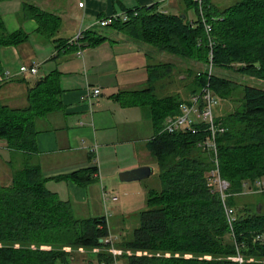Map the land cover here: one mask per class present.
<instances>
[{"label": "trees", "instance_id": "16d2710c", "mask_svg": "<svg viewBox=\"0 0 264 264\" xmlns=\"http://www.w3.org/2000/svg\"><path fill=\"white\" fill-rule=\"evenodd\" d=\"M183 2L195 9L197 20L188 22L186 16L160 12L152 5L125 11L124 17L109 26L133 42L187 62L209 66L211 52L213 70L226 69L264 81V0H238L223 10L211 0H202V13L195 0ZM22 10L36 22L39 36L54 35L59 17L27 3ZM202 18L210 25L209 33ZM90 34L78 40H87ZM26 39L21 29L8 33L0 14V47H15ZM55 42L59 43L57 52L69 45L65 40ZM148 68L153 86L116 97L122 105L128 102L148 112L155 136L147 148L157 164L161 186L160 190L146 189L147 208L140 213V226L132 240L125 243L141 253L127 256L128 264H239L238 254L244 257L241 264H264V212L235 208L229 198L235 210L231 233L219 194L207 186L212 161L197 146L209 132H161L165 118L176 115L183 100L158 98L154 93V84L171 74V64ZM212 72L188 68L186 73L192 77L188 87L190 95L208 87L216 98L225 100H231L241 87L240 105L215 118L219 173L234 196L243 191L244 184L264 180V90L240 86ZM0 78V88L12 81L5 79L1 63ZM60 95L58 73L53 71L26 82L24 107L0 101V141L12 154L22 155L21 164L9 161L10 184L0 185V264H55L66 262L65 247L111 245L103 242L109 236L106 219L76 217L69 202L60 201L46 188L47 179L32 158L37 153V123L63 109ZM96 171L92 166L63 178L84 186L93 181ZM111 260L112 255H98L99 263Z\"/></svg>", "mask_w": 264, "mask_h": 264}, {"label": "crops", "instance_id": "0c3cea01", "mask_svg": "<svg viewBox=\"0 0 264 264\" xmlns=\"http://www.w3.org/2000/svg\"><path fill=\"white\" fill-rule=\"evenodd\" d=\"M70 1L71 5L73 1V5L68 11H66V6L63 8L59 0H4L0 2V14L6 31L13 33L21 29L27 34V39L15 47H0V63L5 72V79L12 80L0 88V101L10 107H24L26 105V82L31 78L33 80L53 71L58 73L63 109L38 121V134L35 137L37 153L32 158L39 166L42 177L47 179L46 188L60 201L69 202L76 217H104L109 237L113 241L112 231L114 229L111 228V221L106 217L108 215L106 206H104L105 215L98 214L95 208V201L99 196V188L95 183L100 177L93 178L91 183L84 186L63 177L74 171L95 166L94 156L97 152L100 155L109 146L131 139L136 135V142H141V148L145 150L148 157L151 156L147 144L154 138L155 129L147 111H144V119L148 123L139 126L137 134L120 140L121 135L117 133L114 142L98 141L101 130H106L109 126L104 124L105 118L97 117L96 114L93 115V112L105 103L101 98L103 90L99 82L100 67L108 66V73L111 77L120 76L122 73L139 74V78L132 79V76H129L128 80L121 84L117 82L111 85L105 84L109 91H115L112 96L118 97L120 93L141 91L153 86L149 80L148 67L156 65L157 62L152 63L154 60L149 58V50L146 51L142 44L125 38L112 27L105 32L108 26L100 27L97 22L100 18L114 19L125 11L152 5H155L160 12L179 15L178 13L182 12L185 4L183 0H82L84 5L79 7L78 3L81 0H68ZM211 2L215 3L212 0ZM25 3L59 17V25L52 37L45 38L35 32L36 22L22 10V5ZM193 21L195 20L188 22ZM88 31L91 32L89 39L75 40L77 36L84 37ZM99 37L103 38L100 42L95 45L88 44V41L91 43ZM55 40H65L69 45L57 52L55 47L59 43ZM32 63L38 65L35 75L18 73L20 66H30ZM142 70H145L146 75ZM20 87L25 90L24 104L17 106L14 103H16L17 88ZM95 88L100 90L98 96L87 95ZM110 99L116 104L121 102L118 103L113 97ZM120 107L139 108L127 103L120 104ZM114 110L118 112V109ZM111 118V122H114L113 116ZM110 119L107 118L106 121ZM96 125H99L98 128ZM113 127H118L116 122ZM93 142L94 144L98 142V148L96 144L93 145ZM142 165L145 164L139 162L134 166H125L123 169L130 170ZM100 187L104 205L109 201H118L116 196L107 193L106 186L100 185ZM93 213L97 214L92 215Z\"/></svg>", "mask_w": 264, "mask_h": 264}, {"label": "rangeland", "instance_id": "374dc122", "mask_svg": "<svg viewBox=\"0 0 264 264\" xmlns=\"http://www.w3.org/2000/svg\"><path fill=\"white\" fill-rule=\"evenodd\" d=\"M59 1H61L63 8L66 6V11L72 8L71 6L73 5V1L72 5L71 1L68 2V0ZM212 1L215 2L213 5L217 9L223 10L226 7L234 4L238 0ZM178 14L186 16L187 21L197 20L198 18L197 13L193 8L188 9L186 7H183L182 12H179ZM110 28L111 27L108 26L105 28L106 31H104L107 32L110 30ZM142 45L146 51L147 49L149 50V58L151 60H154L152 63H169L173 66V70L168 77H165L161 81H158L154 84V93L158 98L179 97V99L182 100L187 99L190 95L189 90L191 89L190 87H188V85L192 80V77H188L186 73L188 68H193V70L197 72H205L209 69V66L205 64H201L199 62L191 60L187 62L185 60H182L180 57L162 52L147 44ZM100 69L101 72L99 73V82H101L100 87L103 90L101 98H103L105 103L98 106L97 109L94 110L93 115L96 114L97 117H101L103 119L105 118L104 124L108 125L109 127L106 130H101L98 141L114 142L116 140L117 133L121 135L120 140H125L127 138H130L134 134H137L139 131V126H142L143 123H148V121L144 119V111L146 110L140 107L121 108V103L116 104V102L110 99V97L116 99V97L112 96L115 91H109L108 88H106L105 84L111 85L113 83L115 84L116 82L121 84V82L127 81V77L129 76H132V79L139 78L140 76L137 73H122L120 76L111 77L108 73V66L100 67ZM142 71L144 75H146L145 70ZM212 73L218 74L219 77L229 79L230 81L240 86L248 85L264 90V81L262 80L250 78L226 69L216 68ZM21 87L17 88V96L15 101L16 103H14L17 106H22L24 104L23 101L25 90L23 89L25 88L22 87V89ZM232 97L233 98L231 100L220 99L217 97L218 104L214 108L215 117H222L240 105L241 87H237V89H235ZM116 100L119 103V100ZM94 102L96 104V100ZM114 109H118V112H115ZM102 114H104V116H102ZM111 116H113L114 122H116L119 128L113 127L114 122H111ZM107 118H111L110 121H106ZM98 126L99 125H96V128H98ZM136 138L137 135L116 145H111L108 148L104 149L102 154L100 155L98 152L96 153V167L99 170L100 178L95 183L99 188V196L95 201V208L97 209L98 214L105 215L104 206H106V212L108 215H110H107L106 217L109 218V220L111 221V228L114 229V231H112L113 245L99 247H65V250L68 254V256L66 257V262L58 260L55 262V264H98L99 254H105L106 256L113 255L116 258L115 260L117 261V264H128L127 256L141 253L138 250L128 249L125 246V243L132 240L134 230L140 226V213L147 208L146 189L160 190L161 186L158 179V167L155 159H153L151 156H147L145 150L141 148V142L137 143L138 141L136 142ZM95 144L93 142V145L98 148V142H95ZM198 147L202 151L204 150L200 146ZM204 151L206 152L207 157L212 161L213 156L211 155V153L207 152L206 150ZM10 160L13 161V164H21L22 155L20 153L12 154L6 149L5 143L0 141V185H9L11 182V175L13 171L12 167H10L9 165ZM139 162L145 164L142 166H150L152 168V173L150 174V176L144 180L136 182H119L118 175L123 171H127L123 168H125V166H134ZM100 185L106 186L107 193L111 196H116L118 198V201H109L104 205L102 201L103 199L101 196L102 192ZM228 189L229 183L225 198V204L227 206H230L228 199L232 197L233 206L235 208L240 206L246 208V210L257 211V213L264 212V192L255 190L250 191L245 186L241 193L232 196L228 192ZM97 213H93L92 215H95ZM228 228L230 230L229 225ZM239 255L241 261H243L244 257L241 254Z\"/></svg>", "mask_w": 264, "mask_h": 264}, {"label": "built area", "instance_id": "2783aa9c", "mask_svg": "<svg viewBox=\"0 0 264 264\" xmlns=\"http://www.w3.org/2000/svg\"><path fill=\"white\" fill-rule=\"evenodd\" d=\"M198 4V8L200 10V13H202V0H195ZM79 7H83L84 2L81 0L78 3ZM125 16V15H121ZM118 16V17H121ZM118 17H114V19L109 18H102L100 19L97 24L100 27H106L111 24L112 20H115ZM202 17V15H201ZM202 23L204 26V30L206 33H209L210 31V25L205 22V20L202 18ZM79 37L77 36L75 40H78ZM211 45V44H210ZM211 52H210V61H209V69L208 73L210 74L212 71L211 66ZM38 70V65L36 63H32L30 66H20L18 68V73L21 74H29V75H35ZM100 93V90L95 88L88 92L87 95H90L91 97H96ZM218 101L214 94L211 93V91L208 89V87H205L200 90L199 93L190 95L187 99L183 100L178 105V113L176 115H170L167 116L163 123V128L161 130L162 133H179V132H189L191 134H200L201 132H209V136H207L205 139L201 140L198 143V146L206 150L207 152L211 153L213 156L212 159V168L210 169L208 173V184L207 186L210 188L211 192L218 193L220 200L222 202L224 214L226 217V220L228 222V225L230 226V231L232 233V224L235 221V210L231 206H227L225 204V198H226V192L228 188V182L221 178L219 173V163L217 158V150H216V144H215V135H216V124H215V115H214V108L217 106ZM204 130V131H201ZM94 163L96 167L97 158L96 154L94 156ZM93 178H99V172L98 168L95 173H93ZM247 187L250 191H259L264 192V180H258L253 185L250 184H244V187ZM115 199V198H113ZM257 239H260L257 237ZM106 244H111V237H107L103 241ZM236 251L238 253V249L236 247ZM115 256L112 255V260L108 264H117V261L115 260ZM239 264L242 263L240 255L236 257ZM98 264H107L105 262H101Z\"/></svg>", "mask_w": 264, "mask_h": 264}, {"label": "water", "instance_id": "95a60500", "mask_svg": "<svg viewBox=\"0 0 264 264\" xmlns=\"http://www.w3.org/2000/svg\"><path fill=\"white\" fill-rule=\"evenodd\" d=\"M184 18V15L182 16ZM151 174V168L148 166H140L134 169L123 171L118 175L120 182H136L148 178Z\"/></svg>", "mask_w": 264, "mask_h": 264}]
</instances>
